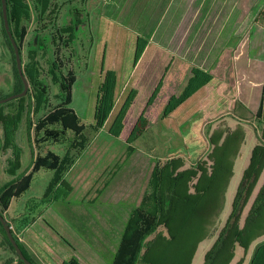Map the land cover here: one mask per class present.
Listing matches in <instances>:
<instances>
[{
	"label": "rangeland",
	"instance_id": "1",
	"mask_svg": "<svg viewBox=\"0 0 264 264\" xmlns=\"http://www.w3.org/2000/svg\"><path fill=\"white\" fill-rule=\"evenodd\" d=\"M28 1L32 8V20L26 25L27 33L21 46V58L24 67L29 61V52L31 50L38 51V61L41 67L40 79L47 90L48 103L38 114L35 113L34 101L31 95L32 87L29 83L27 102L31 107L30 114H26L20 131L16 135V142L22 150V168L17 173L19 180L23 179L32 165L31 149L27 142L28 128H31V136L35 140L36 128L40 127L45 119L48 120L54 117L64 107L65 95L59 84L53 80V65L56 64L58 67L56 73L59 76L67 78L69 74H74L75 82L69 108L77 113L76 115L79 116L81 123L87 126L94 118L98 90L103 81L102 75L104 73L102 72L114 67L121 75L118 77V90L115 98L116 108L105 125V129L100 133H96L88 128L85 133L89 142L87 148L82 152L72 150V154H75L74 161L77 167L74 166L73 174L70 170L66 175L67 181L71 183L73 175L88 161L101 158V153H97V151L107 150L108 154L102 159L105 164L111 162L110 164L113 165L122 156L126 145L121 140L112 138L109 134L110 131L116 129L111 124L114 119L118 118L122 109V88L128 82L129 86H126L128 89L124 94V101L127 103L132 99V103L136 102L132 112L137 113L144 105L147 95L149 94L148 97L151 99L159 86L157 85L154 91L151 92L153 82L157 80L156 73H153L160 71L161 76L158 78L161 80L160 83L163 79H166L172 61L166 60V58L157 60L156 56L157 54L166 56L168 27L177 23L175 22L176 17L183 15V1L185 0H175L169 15H165L158 28H154L153 23L152 33L154 36L147 39L148 43H146L145 50H143V53H146L144 60L136 68L134 63L137 51V36L145 33L148 26H150L148 25L144 29V23L150 22L141 20L146 12H135V18L140 19L137 22L138 20L135 19H122L121 10L114 11V8H111V10L102 8V3L99 4L101 0H58L60 5L56 7L58 12L54 14L47 13L42 16L35 10L34 0ZM55 2L56 0H53L54 4ZM220 2L222 6H220L219 0H208L206 37L215 33V27L216 25L218 27L221 14V28H218L217 33L214 35L217 34L225 41L222 45L223 53H231V50L226 49L227 40L229 41V47H233V49L237 47L238 64L242 65L239 76L235 66L233 68L234 64L231 67L229 66L230 60L220 62L222 67L213 72L220 75L222 80L218 79L220 84L210 89L214 92L210 91L208 97L214 101L205 108V112L208 114L205 116V112L201 111L200 115H195L198 108L196 109L193 101L190 102L187 105L188 108L183 111L185 115L189 114V118L178 114L173 121L162 122L164 138L166 136L167 138L160 139L153 132H150L135 143V147L151 153L152 156L144 155L145 157H140L136 155L132 157L128 165L132 167L141 166L145 169V167L162 163L170 157L177 156L185 157L191 165L205 161L211 151L209 138L214 130L221 128L232 131L237 127L236 123H240L244 126L247 138L235 163L234 177L227 192L226 206L222 215V223H225L232 212L233 201L244 172L249 166L256 138L261 137L264 128V118L260 116L259 109L256 108L260 92L264 86V0H220ZM69 26L75 27V35L72 42L67 44L65 42L67 36L61 32V27ZM14 56L15 53L6 43L0 18V100L11 96L15 91L17 79L14 70ZM152 58H155V60ZM241 82L244 83L243 86ZM239 86H241L243 92L249 94L246 101L249 110L243 108L238 99ZM134 89H137V92ZM132 91L136 93H132ZM18 104V102H15L7 105L5 107L6 112L17 109ZM255 109L258 111L257 114H255L256 111L254 112ZM143 114L145 113L143 112ZM134 116L136 117L134 114H129L130 123L126 124L127 129L131 130L141 117L138 116L139 118L134 119ZM238 116H241V118H238ZM52 130L54 131V128ZM149 136H152L154 140H151ZM37 144L36 142V151L39 152L40 148L37 147ZM40 145L42 144L40 143ZM45 147L62 154V151L59 152L58 149L60 146L46 145ZM62 149H64V146H62ZM11 156L12 151L8 157L4 156L0 159V187L14 180V177L6 173ZM90 164L91 162L88 163V166ZM53 174L51 170L46 169L38 172L31 188L21 197L12 199L13 207L10 213L7 212L8 208L2 206V211L5 213L4 217L11 223L12 230L38 264H46V262L32 242L26 238L25 232L17 229L26 225L29 221L31 222L32 219H36L34 230L61 257L72 258L74 256L78 259L72 252L77 244L74 238L71 237L70 228L67 227L70 224H67L69 223L68 220L61 218L65 216H56L55 213L63 206L61 202L57 203L58 199L61 201L65 198L63 196L69 194L70 200L68 202L75 201L82 197L84 193L82 188L86 186L76 188L72 194L61 187L58 193L52 194L50 198H45L44 194L49 187ZM121 182L122 178L119 180V184ZM263 183L264 173L258 187L262 186ZM21 186H23L22 182L18 183L16 187L13 185V189L8 191V194L13 197L15 192L21 191ZM116 190H118V187ZM252 199L253 196L244 213L249 209ZM68 216L66 215V217ZM137 240L127 244L123 249V254L121 251V257L116 264H132L133 258H136L135 262H137L147 244V241H145L140 252L137 253ZM201 260L202 252L199 253L196 264H199ZM9 261L18 264L17 257L6 243L5 234L0 227V264ZM82 264L91 263L82 262Z\"/></svg>",
	"mask_w": 264,
	"mask_h": 264
},
{
	"label": "trees",
	"instance_id": "2",
	"mask_svg": "<svg viewBox=\"0 0 264 264\" xmlns=\"http://www.w3.org/2000/svg\"><path fill=\"white\" fill-rule=\"evenodd\" d=\"M33 4L38 14L40 13L42 16L47 13H57V5L53 3V0H34ZM7 5L9 24L21 53V46L27 33L26 25L32 20L31 4L28 0H7ZM0 18L6 43L14 53L4 26L2 0H0ZM61 30L67 36L65 42L70 44L74 39L75 27H64ZM145 45V41L138 37L134 64L137 63ZM38 56V51L31 50L28 54L29 61L23 67L24 75L32 87L31 95L33 97L34 111L36 114L48 103V93L40 79L41 67ZM52 69L53 80L59 84L61 91L65 95L64 107L54 117L48 120L45 119L42 125L36 128L35 140L31 136V128L29 127L27 130V142L28 144L33 143V148L36 150V142L38 143L37 147L41 148L40 143L43 144L46 141H51L65 146L67 152L61 156L53 152H49L46 156H40L37 152L31 171L25 174L22 180H19L17 173L22 168V150L16 142V135L20 131L26 114H30L31 107L27 102L29 94L0 105V159L4 156L8 157L12 151L6 173L14 177L12 182H8L3 187H0V213L3 216L5 213L2 211V206L8 208L13 198H19L27 192L31 188L36 174L42 170H51L54 173L49 187L44 194L45 198H50L52 194L58 193L61 187H64L67 192L71 191L70 183L65 177L75 163V154H72V150L77 152L84 151L89 145L87 137L85 136V133L88 131L87 129L89 128L92 132L96 133L100 132L105 127L114 109L118 90V77L115 71L107 70L106 72H102L104 73L102 75L103 81L98 90L93 123L87 126L81 123L76 113L69 108L73 84L75 82L74 74H69L67 78L65 76H59L56 73L58 70L56 64L53 65ZM14 70L17 81L13 94H18L23 91L24 85L17 70L16 62ZM212 80L213 78L210 75L192 69L188 76L186 86L177 94L163 99L166 102L156 110L152 124L148 123L144 114H142L132 128L128 140L125 142L127 150L124 160L129 159L135 152L133 145L144 133L152 131L160 139L164 138L163 126H161L162 122L173 114L180 105L191 98L196 91L208 85ZM160 89L161 83L149 100V105L157 98ZM15 102L19 103L17 109L6 112L5 107ZM131 104L132 99L122 107L115 121L117 125H113L116 129L110 131L112 135L118 137L121 131H123L125 127L123 121L126 118ZM259 112L260 114L262 113V116H260L264 118V101ZM53 128L54 131L52 130ZM245 137V129L242 126H237L232 131L220 128L214 130L210 135L209 144L211 145V151L208 153V158L205 161L191 165L185 157L177 156L170 157L166 161L156 164L152 172L148 193H146L142 205L132 210L127 221L124 233L122 234L121 244L115 255L114 264L120 259L121 251L123 254V249H125L127 244H131L132 241L138 239L136 242L138 243L137 253H139L146 239L161 226L167 231L169 243L173 246L179 245L190 248L191 263L197 246L214 232L220 212L225 207L226 192L234 176V164L240 154ZM263 171L264 128L261 137L257 138V143L253 148L249 166L244 172L233 201L232 212L221 230L216 243L206 254L205 264H231L235 257L237 246L242 247L245 254H247L252 244L264 237V184L259 190L242 224L243 212L256 189ZM20 182L23 184L21 191L15 192L13 197H11L8 191L13 189V185L16 187ZM214 195H216L218 200L221 198V204L217 203L215 206L213 201L212 205L207 204V206H211L213 214L211 218L210 214H208V219L202 221L199 216L205 215L206 212L209 213V207L203 205V202H205L204 198H213ZM68 196L69 194L63 196L65 197L63 199H67ZM59 200L57 201L59 202ZM147 200L153 202L154 211L149 210L148 206H146ZM35 223L36 219H32L31 222L29 221L26 225L18 227L17 229L25 232L26 238L32 242L46 264H80L78 259L74 257H61L51 248L34 230ZM9 224L12 226L10 222ZM0 227L5 234L6 243L17 257V263L24 264L19 259L1 222ZM188 227H192L193 235L182 236V232ZM210 230L211 232H209ZM12 232L25 257L33 264H38L26 247L20 242V238L16 236L13 230ZM135 261L136 258H133L132 264H135ZM243 263L244 258L237 264ZM5 264L13 263L9 261ZM250 264H264V241L256 246Z\"/></svg>",
	"mask_w": 264,
	"mask_h": 264
},
{
	"label": "crops",
	"instance_id": "3",
	"mask_svg": "<svg viewBox=\"0 0 264 264\" xmlns=\"http://www.w3.org/2000/svg\"><path fill=\"white\" fill-rule=\"evenodd\" d=\"M100 2L102 3V8H106L109 10H111V8H114L115 9L114 11L121 10L122 19H126V18H128L129 20L135 19L138 20L137 22H139L140 19L135 18L134 15L135 12L136 11L146 12L145 13L146 15H144L141 18V20H144V22H150V23H144V29H146L148 25L150 26H148V29L146 30L145 33H141L137 37L144 40L145 43H148L147 39L152 38L154 36V34L152 33L153 23H154V28L159 27L165 15L166 14L169 15L170 10L173 8L172 6L175 3V0H101L99 1V4ZM55 3L57 6H60L58 0H56ZM219 3L220 6H222L220 0ZM183 4H184V9L182 10L183 15L176 17L175 22L177 23L176 24L174 23L173 25L168 27L166 56L159 54H157V56L155 55L157 60H162L163 58H166V60L172 61L169 72H167L166 79H163L161 83V89L159 91L157 98L154 100V102L151 105H149L148 102L150 99L148 97L149 96L148 94L146 100H144V105L140 108V110L137 113L132 112V109L135 107V103H136L133 102L126 114V120L124 121L125 127L122 133L118 137H116L109 132L112 138L121 140L122 143L125 145H126L125 142L126 140H128L132 128L135 125V124L133 125L131 130L127 129L126 124L130 123L129 114L136 115V117L134 116L135 119V118H139L144 112L145 113L144 116L147 119L148 123L152 124L154 122V115L156 113V110L159 108V106L162 107L163 104L166 102L163 99L165 97H170L174 94H177L180 90H182V88L186 86L188 76L192 69L210 75L213 78V80L208 85L196 91V93L191 98H189L182 105H180L176 109V111L169 116L170 118L169 117L168 119L166 118L163 121V123H166L167 120L173 121L174 117H176L178 114L184 115L185 118L187 117L189 118V114L185 115V112L183 111L188 108L187 105L192 101L196 109L198 108V111L195 115H200L201 111H203V113L206 111L205 109L206 106H208V104L210 103H213L214 101V100H210V98L208 97L209 94L211 93L210 91L214 92V90H210V89H212L213 86L220 84L219 80H222L221 79L222 77H220V75L215 74L213 71L216 72L218 68L222 67V63L220 62H223V60H230L229 66L231 67L234 64L233 68L235 66V69L237 70V75L239 76L240 74L242 65L238 64L239 56H238V50L236 49L237 47L235 49H233V47H229L228 44L229 41L227 40L226 49L228 48V50H231V53L228 52H227L228 54L223 53L222 51L224 49H222L223 47L222 45L223 42L225 41L222 40V37L218 36L217 34L216 36L214 35L215 33H217L216 32L217 29L221 28V17H222L221 14L219 16L220 19H219L218 27L217 25L215 27L216 28L215 33L214 34L209 33L210 36L206 37L207 32L205 30L207 26L206 18L208 14V0H185L183 1ZM165 5L166 7H164ZM145 54L146 53L142 52V54L139 56L137 63L135 64V68L138 67V65L141 63L142 60H144ZM122 59L119 60L121 61ZM152 59L155 60V58ZM109 70L115 71L117 77L121 76L116 68L112 67V69ZM155 73L157 80L153 82L151 92H153L155 87L159 85L161 82V80L158 79L161 76L160 71H158V73L154 72L153 74ZM241 83L243 86L244 83L243 82ZM126 86H129L128 82L125 84L124 88H122V107L123 104L125 103L124 94L128 89L126 88ZM239 89L240 90L238 91V99L240 100L242 107L249 110V108L247 107L248 105L246 104L249 94L247 92H243L241 90L242 89L241 86H239ZM134 90L136 91L137 89ZM135 91H132V93L137 92ZM259 96L260 97L258 100V104L256 106L257 110L258 109L260 110V107L262 106V103L264 101V86ZM115 108L116 105L114 104V109ZM255 111L256 109L254 110V112ZM257 113L258 111L255 112V114ZM206 114L208 113L205 112V116ZM111 115L108 121L110 120ZM239 117L241 118V116H238V118ZM115 121L116 119L113 120L111 125H114L113 123ZM91 123H93V120L89 122V124ZM236 124L237 126H242L240 123H236ZM103 129H105V127ZM150 132L152 131H148L144 133L141 137L137 139V141ZM149 137L151 140L152 139L154 140L152 136ZM246 138L247 135L245 137V141ZM257 138L255 145L257 143ZM135 143L133 145L134 147H135ZM46 145L60 146L58 147V149L60 150L59 152L62 151V154L58 152H54L49 148L46 149L45 147ZM29 147L31 149L32 165L29 167L26 174H28L31 171L37 154V151L35 150V148H33L34 147L33 144L29 143ZM126 150H127V145L126 148H124L123 154L120 157V159L115 164L113 163V165L110 164L111 162L110 163L108 162L107 164H105V162H102L104 156L106 157V155L108 154L107 150L97 151V153L98 152L101 153L100 155L101 158L88 161V163L91 162V164L89 166L88 163L85 164L84 165L85 167L83 166L73 175L72 182L71 183L69 182L71 186V191L69 192H71V194L76 190V188L86 186L82 188L84 191L82 197L76 199L75 201H70V202H68L70 200L69 197L67 199H63L59 201L63 204V206L55 213V215L65 216L61 218L64 220H68L67 222L69 223L67 224H70V226L67 225V227L70 228V231L72 232L71 237L74 238L77 244V247H74L72 252L78 258L80 264H82V262L83 263L90 262L91 264L92 263L113 264V261L115 260V255L121 244L122 234L124 233L130 214L133 209L138 208L139 206L142 205L144 197L146 193H148L149 184L155 165L145 167L144 169L141 166L132 167L131 165H128V163L131 161L132 157H135L136 155L140 157H145V156L150 157L152 156L151 153L145 152L140 148L135 147V152L131 155L129 159L125 161L124 158H125ZM49 152H53L61 156L67 152V149L65 148V146L64 149H62V146L59 145L58 143L46 141L41 145L38 155L46 156ZM75 165L76 164L74 163V165L70 169L72 174L75 167H77V165L76 166ZM234 172H235V164H234ZM121 178H122V182L121 184H119V180H121ZM230 184L228 186V189L230 187ZM258 184L252 195L253 199L249 209L247 210V212L245 213L243 212L242 224L244 223V220L259 190L261 189L264 183L260 187H258ZM117 187L118 190L115 191ZM120 188L122 190H119ZM227 192H226V198H227ZM226 198H225V206H226ZM204 199L205 202H203L204 203L203 205L205 206H207V204L212 205V201L215 206L217 205V203L221 204V198L218 200L216 198V195H214L213 198L210 197ZM59 202L57 201V203ZM146 204L149 210L154 211V205L151 200H147ZM12 207H13V200L11 201L8 207L7 210L8 213L11 212ZM207 207H209V213L206 212L205 215L199 216L201 217L200 219L202 221L204 219H208V214H210V218L213 214L211 206H207ZM224 209L220 212V216L215 225L214 232L211 233L209 237H207L197 246V250L195 252V255L191 263H190V252H191L190 248H187L185 246L182 247L179 245L173 246L171 243H169L167 231L163 226H161L158 227L155 233L151 234L146 239L147 241L146 247L143 248L142 254L140 258L137 260L136 264H196L197 257L200 252H202V260L199 262V264H205L206 254L212 249V247L216 243V240L226 223V222L222 223V215ZM66 215L69 216L66 217ZM192 231H193L192 227H188L185 231L182 232V236L184 237L191 236L193 235ZM209 232H211V230ZM263 241H264V237L254 242L250 247V249L248 250L247 254H245L244 249L242 247L237 246L235 250V257L231 264H237L242 258H244L243 264H250L256 246Z\"/></svg>",
	"mask_w": 264,
	"mask_h": 264
},
{
	"label": "water",
	"instance_id": "4",
	"mask_svg": "<svg viewBox=\"0 0 264 264\" xmlns=\"http://www.w3.org/2000/svg\"><path fill=\"white\" fill-rule=\"evenodd\" d=\"M2 15H3V20H4V26H5V30L6 33L9 37V40L11 42V45L14 49V53H15V62H16V66H17V70L19 72V75L23 81V85H24V90L21 93L18 94H13L5 99L0 100V105L5 104L9 101L15 100L17 98H22L25 97L28 94L29 91V82L27 80V78L24 75L23 72V64H22V58H21V53H20V48L16 42V39L13 36L10 24H9V20H8V5H7V0H2ZM0 222L7 234V237L9 238L10 242L12 243L13 247L16 250V253L19 257V259L24 263V264H33L31 261H29L25 255L23 254L21 248L19 247L13 232H12V227L10 226L9 222L6 220V218L0 213Z\"/></svg>",
	"mask_w": 264,
	"mask_h": 264
}]
</instances>
